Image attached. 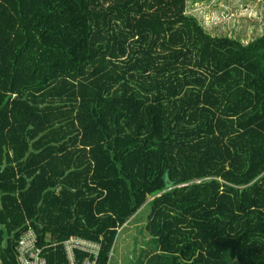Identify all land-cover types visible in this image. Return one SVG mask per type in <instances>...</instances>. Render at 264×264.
Listing matches in <instances>:
<instances>
[{"label":"trees","instance_id":"1","mask_svg":"<svg viewBox=\"0 0 264 264\" xmlns=\"http://www.w3.org/2000/svg\"><path fill=\"white\" fill-rule=\"evenodd\" d=\"M187 3L0 0V264L31 228L107 264L144 208L167 264H264V36Z\"/></svg>","mask_w":264,"mask_h":264},{"label":"rangeland","instance_id":"2","mask_svg":"<svg viewBox=\"0 0 264 264\" xmlns=\"http://www.w3.org/2000/svg\"><path fill=\"white\" fill-rule=\"evenodd\" d=\"M187 15L194 17L209 35L230 38L244 46L264 36L262 0H188ZM148 215V208L140 211L136 220L140 225L129 235L131 239H123L117 244L116 247H121L120 254H126L122 264L139 263V253H154L156 240L143 231Z\"/></svg>","mask_w":264,"mask_h":264},{"label":"built area","instance_id":"3","mask_svg":"<svg viewBox=\"0 0 264 264\" xmlns=\"http://www.w3.org/2000/svg\"><path fill=\"white\" fill-rule=\"evenodd\" d=\"M38 234L34 229L22 233L17 246V260L19 264H48L44 256V249L40 244ZM63 247L70 259L75 260L77 253L88 258L82 264H97L101 246L79 238H71ZM73 264H76L75 261Z\"/></svg>","mask_w":264,"mask_h":264},{"label":"crops","instance_id":"4","mask_svg":"<svg viewBox=\"0 0 264 264\" xmlns=\"http://www.w3.org/2000/svg\"><path fill=\"white\" fill-rule=\"evenodd\" d=\"M138 214H139V212L124 227H122L119 231H117V234H116V237H115L113 247H112L111 253L109 255V259H108L107 264H111L112 262H114V264H122L121 262L125 261L126 254L125 253L120 254L121 247H116V246H117V244H119V242L121 240H123V239L128 240L130 238L129 235L137 229V226L140 225V223H138L136 221L138 219L137 218ZM135 221H136V223H134ZM146 225H147V223L145 224V222H144V225H143L144 230L143 231H146ZM71 238H79V237H70L69 239H71ZM47 239H48V241H50V240L52 241L51 235L48 236ZM79 239H82V238H79ZM83 240H85V239H83ZM149 242H151V240H149ZM115 247H116V249H115ZM66 256H67V259L69 261V264H73L74 261H75V263H77V257L76 256H75V260L70 259L69 256L67 255V253H66ZM162 257H163V255H161V251L159 250V248L157 247V244H156V248H155L154 253H152V254H146L144 252L139 253V259H138L139 263H135V264H167L165 260H162ZM129 260H130V258H129Z\"/></svg>","mask_w":264,"mask_h":264}]
</instances>
